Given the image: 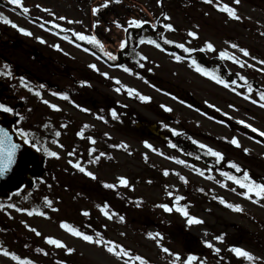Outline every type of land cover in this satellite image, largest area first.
<instances>
[{
  "label": "rangeland",
  "instance_id": "1",
  "mask_svg": "<svg viewBox=\"0 0 264 264\" xmlns=\"http://www.w3.org/2000/svg\"><path fill=\"white\" fill-rule=\"evenodd\" d=\"M22 2L30 9L28 14H24L19 6L11 4L10 0H0V13L32 32L31 36L27 35V49L42 52L41 56L44 57L40 58L49 76L45 77L34 71L33 82L30 79H27V82L24 80L29 85L28 88L23 86L21 79L16 78L12 83L17 94L14 103L24 102L28 98L29 103H38V107L46 112L44 117H40V124L29 130L33 134L29 138L41 149L47 147L58 152L59 158L50 157L40 150L46 158L47 174L35 181L32 189L23 187L7 198H0V203L6 206L0 209V216L18 225L20 230L37 236L40 247L53 258L42 260L41 257H37L34 264H124L102 247L68 233L60 227L62 221H67L86 232L90 229L88 225L91 224L96 232L99 231L107 239L117 241L139 253L151 264H171L173 258L164 253L154 240L147 237L148 232L160 233L161 225L187 229L202 243L205 240L212 241L221 249L220 252L225 251V244L216 241L214 237L218 236L219 231L222 233L224 230L229 233L234 231L240 237L241 242L239 241L238 246L258 257L257 264H264V201L256 203L240 195L244 190L213 168L215 158L208 156L206 149H200L193 143V140H196L206 144L222 152L229 160L264 178V137L238 123L239 120H245L254 127L264 130V108L239 94L246 92L247 87L239 81V75L246 76L248 82L252 84L253 99L258 100V91L264 90V72L259 70L264 65L258 63L259 59H264L262 34L264 0H241L239 5H234L233 0H223L237 8L243 17L240 21L227 17L215 6L212 9L201 0H195V6H192L190 1V4L184 7L182 1H178L180 7L173 6L172 0H162V3L156 0H109L106 7H100L104 0H22ZM97 7L99 11L94 13L93 9ZM162 12L171 19H165L161 15ZM61 16L66 19H59ZM133 18L150 23H145L142 28H136L129 25ZM164 20L173 24L175 31L164 29L161 24L156 29L151 27V23L157 24ZM51 21L60 24L62 28H55ZM117 22L124 27H119ZM41 24L44 25L43 28L40 27ZM189 30L198 32V37L188 36ZM15 31L23 35L17 28ZM75 32L96 35L105 49L117 56V60H108L98 47L76 38ZM65 35L70 39L65 40ZM140 37L156 39L167 51L157 49L147 42L141 44ZM164 37L177 43H184L197 51L204 46L205 41H211L217 51L202 52L204 58L208 59L206 64L218 68L225 79L238 80L239 83L235 86L237 92L234 93L230 88H225L197 73L189 67L190 60L175 61L172 53L184 57H188L189 54L175 44L165 45ZM122 40H128L125 49L119 47ZM229 41L248 48L252 56L258 59L243 57L237 50L230 48L227 43ZM56 44L60 46L59 49L53 47ZM85 48L90 51H84ZM220 50L235 52L238 58L246 60L250 65L255 64L256 67L241 68L233 61L221 60ZM197 51L191 56L196 58ZM92 52L96 55L93 56ZM18 54L22 57L21 53ZM18 54L15 52L17 57ZM142 55L148 56L149 59L141 60ZM137 61L143 63L144 67L141 68ZM215 62L219 64L215 66ZM93 63L100 69L99 72L89 67ZM114 65H125L131 68L132 72H125L123 68ZM0 69H4L3 66H0ZM103 72L109 73V76L105 77L102 75ZM134 73H139V76ZM0 78L5 82L9 79L2 74ZM113 78H118L121 83L117 84ZM81 81L89 83L82 85ZM125 85L150 96L151 100L144 102L136 96H128L123 87ZM79 87L84 90L80 91ZM117 87L121 88L120 92L116 91ZM71 88L74 94L82 95L86 100L76 101L68 92L66 93L72 100L66 101L54 95L56 92ZM30 89L40 91L42 98ZM10 94L11 92H6V97L9 98ZM43 100L58 105L59 110L52 109L50 104H44ZM76 105L81 107L77 108ZM162 105L171 108L172 111L165 110ZM127 106L137 111L143 118L145 131L137 137L123 134L107 123L113 109L118 112ZM83 108L90 111L84 112ZM20 112L24 113L25 108ZM99 116H104L105 119L100 120ZM63 117L68 118L69 123ZM44 124L48 127H43ZM164 124L169 127L165 128ZM28 125L31 124L27 123L26 128ZM84 125L103 134L113 141L114 145L124 143L127 147L103 145V148L101 143L91 144L87 138L77 135ZM151 125L157 128L156 135L146 129ZM172 129L186 130L194 151L205 158L197 159L200 154L187 157L171 147L168 136ZM57 131L61 133L59 137L55 136ZM233 137L239 139L241 147L230 143ZM56 140L64 147L55 143ZM145 141L151 143L157 151L148 148ZM93 147L96 152L90 155L89 150ZM245 148L249 151L245 152ZM73 151L76 154L70 156L69 153ZM101 152L106 155L101 156L99 161L88 162ZM161 152L164 155H161ZM181 159L188 161V164L178 163L177 161ZM69 160H79L84 167L95 173L96 179L79 172L68 163ZM196 168H211L212 171L200 176ZM165 169L169 170L167 176L164 175ZM120 176L126 177L131 187L118 185L116 190L138 201L137 209L130 216L120 213L126 218L123 222L118 218H106L97 207L106 201L103 195L106 190L104 183H117ZM178 176L203 187L212 195L241 205L243 211L223 210L205 203L199 196L190 195L188 199L187 196L184 197L180 204L186 205L189 213L201 218L204 223L187 225L186 218L180 212L175 210L166 212L159 207L162 203L170 205L174 203V197L169 196L168 192L175 195L185 194ZM208 176L214 179H208ZM218 181H223L227 187ZM45 196L53 201L52 208L46 206ZM12 203L17 207L45 211L47 216H40L38 213L28 215L26 212L7 207ZM84 210L89 211L90 215L84 216L82 214ZM105 225L107 227H104ZM29 226L36 228L41 235H36ZM48 236L62 240L74 251L69 253L64 248L48 244L45 240ZM248 239H251V242ZM161 244L174 252H182L177 243L163 239V236ZM0 246L7 248L1 240ZM11 250L18 253L14 248ZM185 253L186 251H183L182 255ZM243 262L249 263L246 260ZM0 264L17 262L0 253Z\"/></svg>",
  "mask_w": 264,
  "mask_h": 264
},
{
  "label": "snow or ice",
  "instance_id": "2",
  "mask_svg": "<svg viewBox=\"0 0 264 264\" xmlns=\"http://www.w3.org/2000/svg\"><path fill=\"white\" fill-rule=\"evenodd\" d=\"M108 2H109V0H104V4L101 5L100 7H106ZM10 3L13 5L19 6L22 9L24 14H28L30 12V9L23 4L22 0H10ZM158 3H162V0H158ZM205 3H207L209 5L215 4V7L219 11L225 13L227 15V17H229L233 20L240 21L243 18L238 13V10L236 7H233V6L229 5L228 3L223 2V0H205ZM240 3H241V0H233L234 5H239ZM44 11H49V10L44 9ZM98 11H99V7L93 9L94 13H97ZM161 15L164 16L165 19H167V20L171 19V17H169L166 13L162 12ZM59 19L64 20V19H66V17L61 16V17H59ZM0 20H2L6 24L11 25L14 28H17L19 32H21L25 35H29V36L32 35L31 31H29L28 29H26L24 27L17 25L11 19L5 17L3 15V13H0ZM51 23H53L55 28H57V29L62 28V26L60 24L55 23L54 21H51ZM96 23L98 24L99 21H97ZM145 23H150V22L145 21V20H141V19L133 18L130 20L129 25L134 26L136 28H142ZM117 24L119 27H122V28L124 27L123 25H119L118 22H117ZM40 27L43 28L44 25L41 24ZM151 27L153 29H156L157 25L155 23H151ZM163 28L167 29V30L175 31L174 25L171 23H163ZM125 31H127V29H125ZM57 34L59 35V33H57ZM262 34H264V33H262ZM74 35L80 41H86L89 44L98 47L100 52H102L103 55L108 58V60H111V61L117 60V56L115 54H113L111 51H107L104 47V44L101 42L100 39L97 38L96 35L85 34L84 32H75ZM188 36L193 37V38H197L198 32L189 30ZM37 39L42 40V38H40V37H37ZM64 39L69 40L70 37L65 35ZM163 39H164L165 45L175 44L178 48L182 49L183 52L189 54L188 57H184L180 54L172 53L171 55L175 61L180 62V61L185 60V59L190 60L189 67L193 68L197 73L203 75L204 77L211 79L212 81L216 82L219 85H222L225 88H230L231 91H233L234 93L237 92V87H235V86L238 85L239 81H242L243 85L247 86L246 92H240L239 94L244 96L246 99L251 100L252 103L258 104L261 108H264V90L258 91V93H257V95L259 97L258 100L253 99V96L251 94L254 92V89H253L252 84H250L248 82V79L246 76L239 75V81L236 79H225L223 76H221L219 74L218 68L206 67L202 63H200L196 58L191 56V54L196 52L197 49L192 48V47H187L186 44H184V43H177L176 41L171 40V39H167L166 37H164ZM139 42L141 44L147 42L150 45H154L157 49L167 51V49L160 42H158L156 39H153L151 37H140ZM227 43L229 44L231 49L237 50L239 53L242 54L243 57H251L252 60L258 59L257 57L252 56V54L248 48L242 47L238 43L231 42V41H229ZM127 44H128V40H122L119 44L120 49H125ZM53 47H55L57 49L60 48V46L58 44L53 45ZM84 51H90V49L85 48ZM199 51L200 52H204V51L215 52V51H217V49L211 41H205L204 46L202 48H200ZM92 55L95 56L96 53L92 52ZM219 58L221 60L233 61L235 64L239 65L241 68H244V67L255 68L256 67L255 64H251V65L248 64L246 60H244L242 58H238L237 55L235 54V52H231L228 50H220L219 51ZM148 59H149V57L146 55L141 56V60H143V61H147ZM137 63L139 64V66L141 68L144 67V64L141 63L140 61H137ZM258 63L260 65H264V59H259ZM114 66L123 68V70L125 72H129V73L132 72V69L125 66V65H114ZM8 67L9 66L7 64L4 65V69H7ZM89 67L96 70L97 72L100 71V69L97 67V65L95 63L90 64ZM4 69H0V74H2L4 76H12L11 71H6ZM151 70L152 69H149V71H151ZM259 70L261 72H264V67H261ZM134 74L139 76V73H134ZM102 75H104L105 77H108L109 73L103 72ZM113 79L116 80L117 84L121 83L118 78H113ZM21 83L23 84V86L25 88L29 87V85L24 81L23 77H21ZM80 83L82 85H86L89 82L88 81H81ZM41 87H43V86H41ZM123 87L126 89L128 96H136L140 101H144V102L151 100L150 96L139 93L136 88L129 87L126 85ZM30 90L34 91L35 95L42 98V94L40 91L35 90V89H30ZM116 91L120 92L121 88L117 87ZM54 95L60 96L63 99H69V96L66 92H56V93H54ZM43 103L46 105L50 104V102L48 100H43ZM50 107L52 109L59 110L58 105H56V104H50ZM76 107L80 108L81 106L76 105ZM162 107H165V110H167V111H172V109L167 107V106L162 105ZM213 107H215V106L213 105ZM82 110L84 112L90 111L87 108H83ZM0 111H2L4 113H14V109L11 106H9L5 103H2V102H0ZM16 115L19 116L18 113H16ZM225 115H228V114L225 113ZM111 116L114 119H119V114L117 113V111L115 109H113L111 111ZM98 118L100 120L105 119L104 116H99ZM23 119H24V117L20 116V120H23ZM238 123L241 125H245V127L251 129L253 132L259 133L260 137H264V130H261L259 128L254 127L253 124L247 123L245 120H239ZM163 126L165 128L169 127L167 124H164ZM43 127L47 128L48 125L44 124ZM65 127H66V125H65ZM87 127H88V125H84V128H87ZM172 132L174 135L180 134V131L177 129H172ZM15 134L22 138V141L24 144H30L32 148L41 150L46 155H48L50 157L59 158L58 152L50 150L47 147H44L42 149L39 148L37 143L34 142V140L29 138L33 134L30 133L25 128L17 126L15 128ZM60 135H61V133L59 131L55 132L56 137H59ZM77 135L80 136L81 138H85V134H84L83 130L78 132ZM87 139L93 145L96 143L94 137L89 136V137H87ZM225 139H227V138H225ZM54 142L59 144L60 147H64V145L60 144V142L58 140H56ZM144 143L146 144V146L148 148L152 149L153 151H157V149H155L153 147V145L151 143H149L148 141H145ZM193 143L197 144L200 149H206V154L208 156L214 157L216 159L217 164H219L221 161L224 160V154L222 152L215 150L212 147H210L206 144H203L199 141H196V140H193ZM230 143L232 145H235L236 147H241L240 141L236 137L231 138ZM113 147L124 148V147H127V145L124 143H121V144L113 145ZM171 147L175 148V147H177V145L171 144ZM20 148H21V145L18 144L17 142H15V140L13 139V133L10 132L7 127L0 126V178L7 176L10 172L15 174L14 173V166H18L17 154L20 151ZM244 151L247 152L249 150L245 148ZM95 152H96V149L94 147L89 150L90 155H91V153H95ZM75 154H76L75 151L69 153L70 156H73ZM160 154L164 155V153H162V152ZM105 155H106V153L101 152L98 156H95L92 159H89L88 162L92 163L93 160L99 161L100 157L105 156ZM188 155H193V154L188 153ZM169 158L170 159H177L176 157H169ZM199 158L200 157L198 156L197 159H199ZM145 159H147V156H145ZM177 162L180 164H185V165L188 164V161L182 160V159L178 160ZM68 163L72 164L74 168L79 170V172L84 173L86 176H88L92 179H96L95 173L88 170L86 167H84L79 160H75V161L69 160ZM228 164L231 168L235 169L236 172H242V175L238 176V175H235L231 172L220 170L221 175L223 177H226L227 180L232 181L235 185H238L241 189L244 190L240 193V195H242L243 197L247 198L248 200H252L256 203H260L261 201H264V182H258L257 180L253 179L247 170H242L240 165L235 163L234 161H228ZM192 167H195V166L192 165ZM195 170L200 176H205L206 172L210 173L212 171L211 168H208V169L196 168ZM164 175L165 176L169 175V170L165 169ZM177 175H179V174L177 173ZM181 179L185 180V182H187L186 178H184L182 176H181ZM208 179H214V177L208 176ZM218 183H223L224 186L227 187V184L224 183L223 181H218ZM118 185L124 186V187H131L129 180L124 176L118 177L117 183H107V182L104 183V187L108 188V189H116L118 187ZM200 191H204V189H200ZM233 191H235V189H233ZM167 194L169 196L174 197V203L172 205H170L168 203H162L159 205L160 208L164 209L166 212H172L173 210L180 212L186 218V223L189 226H191L193 224L204 223V221L201 218H199L195 215H191L189 213L186 205L180 204V201L185 199L183 196L175 195L173 192H168ZM216 199H218L221 204H224L226 207H228L230 209H233L235 211H243L241 205H239V204L230 203L223 197H216ZM44 201H45V204L48 208L53 207V201L51 199H49L47 196L44 197ZM5 207H6L5 204L0 203V209H4ZM7 207L15 208L19 212H26L28 215H33V214L38 213L40 216H47V212H45V211H42V210H39L36 208L26 209V208H22V207H17V205L14 203L8 204ZM97 207L100 209L102 214L108 219L118 218L119 221H121V222L125 221V219H126L124 215H121L118 212L111 210V206L107 202L103 203L102 205H98ZM82 214L84 216H89L90 212L87 210H84L82 212ZM29 227H30V230L32 232L36 233V235H41V233L36 228H33L31 226H29ZM60 227L65 229L68 233H70L74 237L81 238L85 242H88L90 244H94L96 246L102 247L107 253L112 254L114 257L123 261L124 264H150V261L147 258H145L144 256L139 255V254H135L131 249L127 248L124 245H121L117 241L107 239L105 237V235L99 231L95 232L94 234H89L88 232L81 230L80 228L76 227L73 224H70L67 221H62L60 224ZM88 227L91 228L92 225L89 224ZM104 227H107V225H105ZM147 237L151 238L152 240H154L155 243L160 245V247L164 253L169 254L171 257H173L171 260V264H194V262H197V261H199V264H204V262L202 260H199V258L194 254H188L186 259H182L181 254L179 252H174V251L170 250L168 247H165L163 244H161L162 234L159 232H156V233L148 232ZM214 239L216 241H223L224 235L222 234V235L215 236ZM45 240L48 244L54 245L57 248H64L69 253L74 251L73 248L68 247L67 244L64 243L60 239L54 238L52 236H48V237H45ZM204 243L208 248L213 249L216 253H219L221 251V249L219 247H216V245L210 240H205ZM36 251L47 254L43 248H37ZM230 251L234 254V256L236 258H240L242 261L246 260L249 262V264H257V261L259 259L251 251L246 250L245 248H243L241 246H235V245L230 246ZM0 253H2V255L5 257H10L13 261H16L17 264H34V262L30 258H26V257L22 258L20 255H17L15 252L10 251L7 248H4L2 246H0Z\"/></svg>",
  "mask_w": 264,
  "mask_h": 264
},
{
  "label": "trees",
  "instance_id": "3",
  "mask_svg": "<svg viewBox=\"0 0 264 264\" xmlns=\"http://www.w3.org/2000/svg\"><path fill=\"white\" fill-rule=\"evenodd\" d=\"M178 1H182V5L190 4L195 6V0H172L173 6H181ZM204 4L205 0H201ZM209 4H207L208 6ZM213 9V5H209ZM216 8V7H215ZM217 9V8H216ZM163 23H167L166 20L161 23H157V26H163ZM1 49L11 57L17 58V62L23 66H27V79L30 81L35 80V72H40L43 76L47 77L48 72L47 68L43 65L41 58V54L39 51L37 52L35 49L34 50H29L27 49V57L22 55V57H18L14 54V49L12 47H9L8 45L4 44L1 46ZM196 59L202 63L204 66L209 67V68H214V65H207L206 63L208 62V59L204 58L202 52L197 51L196 53ZM219 62H215V66L218 65ZM31 70V71H30ZM35 71V72H34ZM219 74L221 72L219 71ZM224 77V76H223ZM225 78V77H224ZM80 91H83L84 88L79 87ZM73 89L71 88L70 90L68 89L67 91L70 95H73V98L76 101H85L86 98H83L82 95H76L73 92ZM84 92H82L83 94ZM66 101L72 100L71 96H69V99H65ZM25 112H19V122L18 125L19 127H23L26 129V124H31L30 126H27V130L29 131L31 128H36L41 122L40 117H44L46 112L42 110L40 107H38V103L31 104L29 103V100L27 98L26 101H24V106ZM22 108V109H23ZM39 113V115H36ZM119 114V119H114L112 116L110 118H107V123L110 127L114 128L115 130L129 135L133 137H137L141 135L145 131V126L144 123L142 126L137 127L138 121H143L142 116L135 110L131 109L129 106L124 107L120 109V111L117 112ZM20 116H23L24 119L20 120ZM52 117V116H51ZM63 119L67 120V123H69V119L64 118ZM71 124V123H70ZM33 126V127H31ZM77 129V128H76ZM81 130L84 131L85 138L87 137H94L97 143H101V146H110L113 147L114 143L113 141L107 139L103 134L97 132L96 130L92 128H84L82 126ZM180 134L179 135H174L173 132L168 136V140L171 144H176L177 147L175 149L181 153L184 156L187 157H192L196 154H200L196 151H194V146L191 145V138L186 130L180 129ZM78 144V143H77ZM104 148V147H103ZM188 153H192L193 155H188ZM200 158H205L204 155L200 154ZM229 157H224V160L221 161L219 164H217L216 159L214 162V167L219 173H221L220 170L231 172L235 175L241 176L242 172H236L235 169L231 168L228 164V161H231L228 159ZM46 164V162H45ZM242 170H247L249 174L252 176L253 179L257 180L258 182H264L263 177H259L256 173L252 172L251 170L245 168L244 166H241ZM47 170V168H46ZM47 174V171L43 174V176ZM181 180V184L184 188V193L180 196L186 197L188 199V196L190 195H196L199 196L205 203H208L209 205H213L215 207L221 208L223 210H230L234 211L233 209H230L226 207L224 204H221L218 199H216L215 195L210 194L207 192L203 187H200L189 180L185 182V180L181 179V176H178ZM200 189H204V191H200ZM103 192L104 198L106 199L105 202L110 204L111 210L118 212L119 214H125L127 216H130L131 213L136 210L138 206V201L129 195L123 193L122 191H118L116 189H108L104 190ZM190 199V198H189ZM183 201V200H182ZM181 202V201H180ZM79 228V227H78ZM95 227H92L90 229H87V232L89 234H94L96 231L94 230ZM224 230V229H223ZM160 233L163 236V239L165 238L166 240L170 242L177 243L178 246L182 249V252L180 251V254L182 255L183 251H186L185 254L182 255L184 259H186L188 254H194L196 255L199 260H202L204 264H246L244 263L241 259L236 258L234 254L230 251V246H238L240 244V237L239 234L236 232L229 233L227 230H224L218 232V235H224V240L221 241V243L225 244V251L216 253L214 250L208 248L205 243H202L201 241L195 239L191 235V233L184 228L181 227H171L169 225H161L160 226ZM250 238V237H248ZM0 240L6 244V247L10 250L14 248L16 250L17 255H20L21 257L25 258H30L33 262L36 260L37 257H41L42 260L45 259H52V256L50 253H42L36 251L37 248H42L38 244V237L31 234L30 232H24L19 229L18 225L15 223L9 221L6 217L0 216ZM251 242V239H248ZM240 241V242H239ZM245 242V241H243ZM242 242V243H243ZM128 248V247H127ZM134 252V251H133ZM135 254H139L137 252H134ZM140 255V254H139ZM151 264V263H150ZM194 264H199V261L194 262ZM249 264V263H247Z\"/></svg>",
  "mask_w": 264,
  "mask_h": 264
},
{
  "label": "water",
  "instance_id": "4",
  "mask_svg": "<svg viewBox=\"0 0 264 264\" xmlns=\"http://www.w3.org/2000/svg\"><path fill=\"white\" fill-rule=\"evenodd\" d=\"M1 86L2 81L0 80ZM16 121L17 117L0 112V126L7 127L13 133L15 142L21 145L17 154L18 166H14L15 174L10 172L7 176L0 178L1 198H5L23 187L30 188L33 185V178L40 177L43 172V157L30 144H24L22 138L15 134ZM149 130L153 134L157 132L154 126L149 127Z\"/></svg>",
  "mask_w": 264,
  "mask_h": 264
},
{
  "label": "flooded vegetation",
  "instance_id": "5",
  "mask_svg": "<svg viewBox=\"0 0 264 264\" xmlns=\"http://www.w3.org/2000/svg\"><path fill=\"white\" fill-rule=\"evenodd\" d=\"M2 22L3 21L0 20V50L1 46L6 44L14 50L19 49L20 51H23V53L27 55V35H19V33L15 31L14 27L9 28L7 26H3L1 25ZM22 38H24V40H22ZM0 59L5 60L1 51Z\"/></svg>",
  "mask_w": 264,
  "mask_h": 264
}]
</instances>
